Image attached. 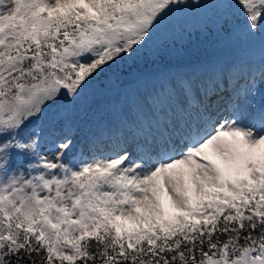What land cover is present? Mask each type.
<instances>
[{
    "label": "snow or ice",
    "instance_id": "snow-or-ice-1",
    "mask_svg": "<svg viewBox=\"0 0 264 264\" xmlns=\"http://www.w3.org/2000/svg\"><path fill=\"white\" fill-rule=\"evenodd\" d=\"M189 9L259 33L258 73L162 75L78 149L61 113ZM0 264H264V0H0Z\"/></svg>",
    "mask_w": 264,
    "mask_h": 264
},
{
    "label": "rangeland",
    "instance_id": "rangeland-1",
    "mask_svg": "<svg viewBox=\"0 0 264 264\" xmlns=\"http://www.w3.org/2000/svg\"><path fill=\"white\" fill-rule=\"evenodd\" d=\"M190 10L166 18L144 49L120 63L129 65L135 62L141 65L140 69L126 73L125 70H116L121 68L119 65L106 77L94 81L75 105L61 113L62 125L75 135L78 149L86 151L91 140H96L102 150L115 143L128 101L137 94H146L159 87L162 75L190 72L193 67L202 72L211 69L227 71L239 64L241 71L227 75L226 86L231 92L234 88L244 87L250 71L258 73L262 57L259 33L254 38H220L201 30L210 10H192L195 13L189 16L186 12ZM174 54H177L176 62L172 59ZM226 99L227 94L217 100L221 112ZM60 108L62 110L63 106ZM59 118L58 109H51L35 124L51 131L53 121Z\"/></svg>",
    "mask_w": 264,
    "mask_h": 264
},
{
    "label": "trees",
    "instance_id": "trees-1",
    "mask_svg": "<svg viewBox=\"0 0 264 264\" xmlns=\"http://www.w3.org/2000/svg\"><path fill=\"white\" fill-rule=\"evenodd\" d=\"M186 13H187V15L192 16V15L195 13V11L193 12L192 10H190V11H187ZM196 18H197V17H196ZM174 55H175V56H173L172 59H175V61H176V55H177V54H174ZM135 61H136V60H135ZM119 67H121V68H118V69H116V70H123V71L125 70L124 72L128 73V72L136 71V69H140V68H141V65H140V66H139V65H136V63L133 62V63H131V64H129V65L121 64ZM110 73H111V72H110ZM107 74H108V73L102 75L99 79H102V78L106 77ZM99 79H98V80H99Z\"/></svg>",
    "mask_w": 264,
    "mask_h": 264
}]
</instances>
